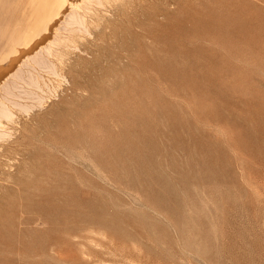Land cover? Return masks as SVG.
Returning <instances> with one entry per match:
<instances>
[{
	"label": "rangeland",
	"instance_id": "374dc122",
	"mask_svg": "<svg viewBox=\"0 0 264 264\" xmlns=\"http://www.w3.org/2000/svg\"><path fill=\"white\" fill-rule=\"evenodd\" d=\"M145 3L21 120L0 264H264V0Z\"/></svg>",
	"mask_w": 264,
	"mask_h": 264
},
{
	"label": "bare ground",
	"instance_id": "6f19581e",
	"mask_svg": "<svg viewBox=\"0 0 264 264\" xmlns=\"http://www.w3.org/2000/svg\"><path fill=\"white\" fill-rule=\"evenodd\" d=\"M145 2L0 0V175L6 161L22 156L21 120L32 117L36 120L35 125L30 123L32 129L38 131L39 113L58 96L62 85L80 76V69L71 67L73 58L83 59V53L114 41L118 32L139 27L135 18Z\"/></svg>",
	"mask_w": 264,
	"mask_h": 264
}]
</instances>
